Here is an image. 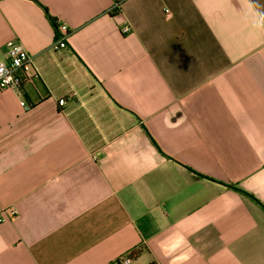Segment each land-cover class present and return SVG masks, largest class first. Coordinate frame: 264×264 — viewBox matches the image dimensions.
<instances>
[{
	"label": "crops",
	"instance_id": "1",
	"mask_svg": "<svg viewBox=\"0 0 264 264\" xmlns=\"http://www.w3.org/2000/svg\"><path fill=\"white\" fill-rule=\"evenodd\" d=\"M116 1L0 0V264H264V0Z\"/></svg>",
	"mask_w": 264,
	"mask_h": 264
},
{
	"label": "built area",
	"instance_id": "2",
	"mask_svg": "<svg viewBox=\"0 0 264 264\" xmlns=\"http://www.w3.org/2000/svg\"><path fill=\"white\" fill-rule=\"evenodd\" d=\"M122 0H117L113 10L119 11L121 8ZM57 36L52 49L56 52L63 51L68 48V37L70 31L65 23H57ZM131 31L129 26L122 28L123 34H128ZM35 57L31 55L24 46L15 40L7 42L5 59L0 61V92L8 89H20L21 79L20 73H23L28 81H32L37 76L35 73ZM67 104V99L63 98L59 100V105L64 106ZM21 105L30 109L26 101H22ZM8 212L12 217H15L18 213L17 210L11 207ZM5 221L3 214L0 215V223ZM113 264H134V258L130 253L122 255Z\"/></svg>",
	"mask_w": 264,
	"mask_h": 264
},
{
	"label": "trees",
	"instance_id": "3",
	"mask_svg": "<svg viewBox=\"0 0 264 264\" xmlns=\"http://www.w3.org/2000/svg\"><path fill=\"white\" fill-rule=\"evenodd\" d=\"M45 9V11H46V13H47V16H48V18L51 20V22L53 23V25L55 26V28H56V30H57V27H58V24H57V20L56 19H54L53 17H51L50 15H49V13H48V10L46 9V8H44ZM233 187V186H232ZM237 191H239V192H241V193H243V194H247V193H245L244 191H242L241 189H239V188H237V187H234ZM264 207V206H263Z\"/></svg>",
	"mask_w": 264,
	"mask_h": 264
}]
</instances>
